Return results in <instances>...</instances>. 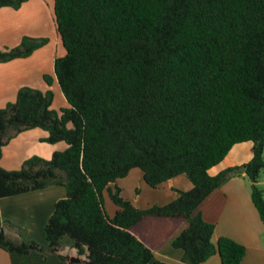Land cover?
<instances>
[{
	"label": "trees",
	"instance_id": "16d2710c",
	"mask_svg": "<svg viewBox=\"0 0 264 264\" xmlns=\"http://www.w3.org/2000/svg\"><path fill=\"white\" fill-rule=\"evenodd\" d=\"M25 1L0 0V7ZM53 14L65 50L53 71L68 106L55 110L50 89L19 87L0 108V159L12 137L32 128L66 147L49 159L32 155L18 169L0 165V197L50 185L63 186L65 196L46 221L45 245L0 217V249L69 260L60 253L67 236L79 264H163L145 238L152 222L182 219L171 245L184 263L216 253L221 264H242L244 246L224 236L213 243L214 224L198 207L230 176L208 170L250 141L244 173L264 228V0H53ZM46 41L25 36L0 48V61ZM132 168L149 186L185 174L192 188L137 208L109 186ZM104 191L118 207L112 217Z\"/></svg>",
	"mask_w": 264,
	"mask_h": 264
},
{
	"label": "crops",
	"instance_id": "0c3cea01",
	"mask_svg": "<svg viewBox=\"0 0 264 264\" xmlns=\"http://www.w3.org/2000/svg\"><path fill=\"white\" fill-rule=\"evenodd\" d=\"M25 36L47 38V42L28 56L0 61V108L8 102H13L19 87L25 85L42 91L52 90V107L55 110L67 107L68 103L53 71L54 59L65 52L56 30L53 0H26L18 8L0 7V48L15 47ZM60 46L64 51L59 49ZM43 74L52 77L50 85L43 79ZM46 136L47 132L40 128L19 132L2 147L0 165L7 170L18 169L22 162L32 155L49 159L53 151L66 147L62 141L53 144L42 141L41 139ZM32 144L36 145L37 150L29 148ZM251 156L252 142L234 144L223 160L208 170L210 175H216L222 170L229 169L230 176L208 194L198 209L205 221L214 224L213 243H216L219 237H228L244 246L242 264H264L263 223L252 202L244 169L234 171L244 166ZM258 184L264 189V169ZM114 185L120 188L121 197L137 208L166 204L176 198L177 190L192 188V183L185 174L176 175L158 186H149L138 168H132L125 177L109 186ZM64 196L63 186L50 185L0 197V217L18 226L23 239H33L45 245L44 226L55 202ZM103 205L109 217L118 209L108 195L105 200L103 195ZM184 226L182 219H172L166 223L152 222L145 243L153 251L154 257L163 264H187L181 260L182 250L171 245L172 239ZM6 233L16 237L14 228L7 229ZM61 242L68 243L60 253L68 255L69 260L53 257L42 259L37 254H21L0 249V264H79L80 260L71 261V257H76L73 241L65 236ZM200 264H221V261L219 255L215 253Z\"/></svg>",
	"mask_w": 264,
	"mask_h": 264
},
{
	"label": "rangeland",
	"instance_id": "374dc122",
	"mask_svg": "<svg viewBox=\"0 0 264 264\" xmlns=\"http://www.w3.org/2000/svg\"><path fill=\"white\" fill-rule=\"evenodd\" d=\"M46 42H47V41H46ZM46 42H45V43H46ZM45 43H44V44H45ZM44 44H43V45H44ZM41 46H42V45H41ZM36 49H37V48H36ZM59 49H60V50H61V49L63 50V48H62L61 46L59 47ZM63 51H64V50H63ZM56 103L58 104L57 100H56ZM47 143H48V142H47ZM29 148H30L31 150H33V151H34V150H37L36 145H33V144L30 145ZM24 152H25V147H24V149H23V153H24ZM17 155H18V153H17ZM13 170H14V169H13ZM106 194L108 195V193H107L106 191H104V192H103L104 200H105V198L107 199V195H106ZM108 197H109V196H108ZM66 237H67V236H66ZM67 244H68V243H66V242H64L63 244H62V242H61V249L64 248L65 246H67Z\"/></svg>",
	"mask_w": 264,
	"mask_h": 264
},
{
	"label": "water",
	"instance_id": "95a60500",
	"mask_svg": "<svg viewBox=\"0 0 264 264\" xmlns=\"http://www.w3.org/2000/svg\"><path fill=\"white\" fill-rule=\"evenodd\" d=\"M244 169V166H241V167H239V168H236V169H234V171H242ZM71 261H79V259L78 258H76V257H71Z\"/></svg>",
	"mask_w": 264,
	"mask_h": 264
}]
</instances>
